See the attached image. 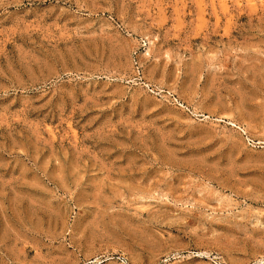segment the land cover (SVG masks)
Listing matches in <instances>:
<instances>
[{"label": "rangeland", "instance_id": "374dc122", "mask_svg": "<svg viewBox=\"0 0 264 264\" xmlns=\"http://www.w3.org/2000/svg\"><path fill=\"white\" fill-rule=\"evenodd\" d=\"M0 264H264V0H0Z\"/></svg>", "mask_w": 264, "mask_h": 264}]
</instances>
